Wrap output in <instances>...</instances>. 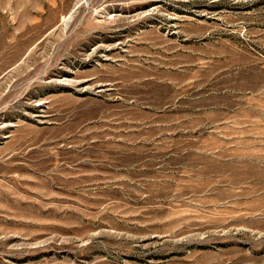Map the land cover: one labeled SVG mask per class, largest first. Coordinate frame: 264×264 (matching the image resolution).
<instances>
[{
  "label": "rangeland",
  "instance_id": "obj_1",
  "mask_svg": "<svg viewBox=\"0 0 264 264\" xmlns=\"http://www.w3.org/2000/svg\"><path fill=\"white\" fill-rule=\"evenodd\" d=\"M0 264H264V0H0Z\"/></svg>",
  "mask_w": 264,
  "mask_h": 264
}]
</instances>
